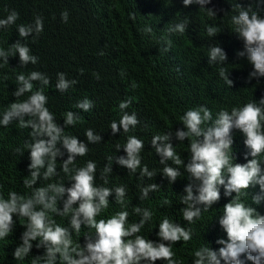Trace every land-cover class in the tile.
Returning <instances> with one entry per match:
<instances>
[{"label":"clouds","instance_id":"9594fccd","mask_svg":"<svg viewBox=\"0 0 264 264\" xmlns=\"http://www.w3.org/2000/svg\"><path fill=\"white\" fill-rule=\"evenodd\" d=\"M42 1L51 7L50 25L62 17L64 46L80 55L86 70L78 78L49 76L38 67L42 59L53 64L37 48L42 17L23 22L11 10L0 19V29L9 32L0 43V80L16 82V100L0 112V126L16 122L25 129L15 151L26 153L23 185L31 189L9 191L6 198L0 191V241L14 233L17 219L25 221L13 258L31 256V264H264V93L246 104L196 106L168 90L200 93L216 84L245 99L251 88L234 67L244 59L249 82L264 77V16L243 0H234L226 14L211 7L218 0H182L192 9L193 27L187 31V19L171 22L162 29L166 39H159L150 25L155 0H135L126 48L109 49L99 27L77 17L68 21L70 1ZM78 2L90 11L103 0ZM193 4L199 6L187 7ZM258 4L264 7V0ZM227 22L234 27L228 34L243 42L236 56L215 41L194 40L198 28L213 38ZM131 76L136 80L127 88L107 90ZM100 113L112 116L103 134L90 128L79 136L66 133ZM105 137L116 156L96 163L90 151ZM7 142L15 146L9 135ZM146 154L156 156L157 169L146 165ZM78 157L85 164L76 163ZM110 205L121 209L109 214ZM33 247L43 255L32 256Z\"/></svg>","mask_w":264,"mask_h":264},{"label":"trees","instance_id":"16d2710c","mask_svg":"<svg viewBox=\"0 0 264 264\" xmlns=\"http://www.w3.org/2000/svg\"><path fill=\"white\" fill-rule=\"evenodd\" d=\"M70 1L67 5L68 21L73 17L82 19L83 21L92 23L99 27L102 32V38L105 45L111 48H126V36L134 29L135 17L133 16L134 2L135 0H103L100 5H94L90 11H85L79 4L78 0ZM234 0H218L219 4H211L212 8H215L218 13H229L232 8ZM245 3H250V7L259 12L261 16H264V7L258 4V0H243ZM199 6L196 4L187 6ZM156 13L150 21L151 29L159 39L164 38L163 27L166 24L177 21H189L187 31L193 27L191 19L192 9H185L182 0H155ZM233 9V8H232ZM15 10L19 13L21 21L26 22L34 20L37 16L43 19V32L40 34V42L37 48L43 52L45 58L53 62L42 59L38 67L46 72L49 76L56 75L59 72H63L69 78H78L86 70L81 62L80 55H73L68 48L64 46L65 39V22L62 17L57 24L50 25L52 10L48 3L42 0H0V19L6 18L8 11ZM222 19V15H220ZM67 21V22H68ZM224 22V21H223ZM225 24V23H224ZM50 25V26H49ZM234 30L231 22H227L224 27L221 28V33L213 38L206 37V31L202 28H198L194 33V40L197 42H206L207 40L215 41L222 47L227 49L231 54L237 55L238 51H243V42L240 39H236L233 35L228 34ZM8 30L0 29V43L6 40L8 37ZM154 37L153 34L150 33ZM150 36V37H151ZM152 38V37H151ZM4 67L0 68V73L4 74ZM234 73L239 81L246 83L251 92H248L245 99L232 98L228 94L224 93L222 89L216 84H210L205 91L196 93L193 90H176L168 88V90L178 96L179 98L197 105H230V104H242L248 103L250 100L260 97V92L264 93V77L252 79L250 82L248 76L250 73L249 65L244 59H237ZM136 80V76H131L123 82L113 83L108 85L107 90L115 89L117 87L127 88ZM16 90V82L8 83L0 80V112L7 109L8 105L14 102L16 99L12 96V92ZM21 100L26 99V96L20 97ZM112 116L104 117L103 114H96L88 123H78L75 128L69 127L65 131L72 135H81L85 129H93L95 133L103 134ZM58 123L63 125V121L60 117L56 116ZM85 123V124H84ZM30 131V129H27ZM25 129L17 127L16 122L9 125L7 128L0 126V191L3 192L5 198L9 191H16L21 194H28L31 189H26L23 185V179L29 172L25 171L26 165V153L20 156L15 149L20 147L24 137ZM8 135L14 140L15 146L10 145ZM63 150V149H62ZM63 159H67V153ZM116 150H114L113 142L107 137L104 140L94 146L89 154V158L96 163L106 164L107 157L116 156ZM126 156V153H123ZM151 155L146 154L145 158H149ZM58 159V166L61 162V158ZM86 160L82 157H78L76 163L85 164ZM113 165H118L115 162ZM150 169H157L158 163L156 156H152L146 163ZM157 180V176H156ZM46 182H41V185ZM40 183L36 186H41ZM120 206L110 205L109 214H114L120 210ZM14 219H17L14 217ZM25 221L17 219V225L14 233L10 235L6 240L0 241V264H31L32 257L29 256L25 261H16L13 258L12 253L15 247L21 243L20 236L25 230L21 226ZM35 243V242H34ZM181 246V245H179ZM44 250L36 249L33 247L31 255H43Z\"/></svg>","mask_w":264,"mask_h":264},{"label":"bare ground","instance_id":"6f19581e","mask_svg":"<svg viewBox=\"0 0 264 264\" xmlns=\"http://www.w3.org/2000/svg\"><path fill=\"white\" fill-rule=\"evenodd\" d=\"M16 99V98H15Z\"/></svg>","mask_w":264,"mask_h":264}]
</instances>
